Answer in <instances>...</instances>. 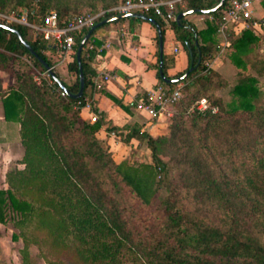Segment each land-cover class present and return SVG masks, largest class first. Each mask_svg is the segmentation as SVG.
I'll return each mask as SVG.
<instances>
[{
	"label": "trees",
	"instance_id": "1",
	"mask_svg": "<svg viewBox=\"0 0 264 264\" xmlns=\"http://www.w3.org/2000/svg\"><path fill=\"white\" fill-rule=\"evenodd\" d=\"M219 2L185 0L177 6V13L195 9L210 17L203 29L185 17L181 23H172L174 35L190 62L168 76L164 56L165 74L179 77L192 63L195 66L177 83H167L159 73L155 24L140 17L114 21H148L155 28L156 76L171 88L186 83L182 90L187 96L176 102L182 113L186 103L202 97L211 103L191 119L192 127L199 131L197 141L194 134L190 137L194 143L189 147L197 156L195 160L200 161L186 167L192 183L181 184L173 174L174 162L160 155L158 144L164 135L153 136L134 124L122 130L107 129L114 130L124 141H145L151 150V161L117 162L110 146L97 136L102 125L99 112L95 110L97 121L85 120L75 106L79 99L63 95L64 90L52 77L51 83L37 84L35 68L46 71L45 66L15 33L0 27V70L12 71L16 78L15 85L3 94V112L7 120L20 121L24 145V167L10 168L7 186L0 187V222L12 221L13 238L22 239L21 264H31V247L43 244L60 254L57 260H48L56 264H264V94L259 79L248 73L250 55L264 38V18L260 19V35L251 29L228 34V55L239 78L230 89L231 99L224 102L215 91L227 82L207 65L220 41L217 18L225 6L207 10ZM79 3L0 0V10L26 8L31 21L41 20L55 10L61 19H66ZM145 14L161 24L165 39L163 20L152 12ZM106 17L109 15L99 21ZM13 26L54 68L69 90L78 92L76 51L88 29L74 33L75 53L69 55L64 74L51 58L53 54L62 56L57 46L29 38L26 25ZM96 32L82 51L86 81L83 96L92 83L90 60L94 52L87 53L88 44L96 42ZM26 56L31 58V66L24 60ZM17 65L20 70H16ZM201 80L204 84L199 87ZM115 101L125 107L119 99ZM213 108L218 111L213 112ZM192 186L205 196V209L190 204L188 193ZM161 189L167 193L157 203ZM238 200L249 204L256 216L255 224L241 213Z\"/></svg>",
	"mask_w": 264,
	"mask_h": 264
},
{
	"label": "crops",
	"instance_id": "2",
	"mask_svg": "<svg viewBox=\"0 0 264 264\" xmlns=\"http://www.w3.org/2000/svg\"><path fill=\"white\" fill-rule=\"evenodd\" d=\"M254 8L255 17L259 20L264 18L262 0H255ZM185 18L198 29H203L206 28L207 20L210 17L205 13L195 12L185 16ZM155 34V28L148 21L133 22L125 20L117 23L111 22L99 27L95 35L96 42L90 43L95 46L92 50L94 56L90 60L93 75L101 69H107L111 71L112 79L99 91H93L91 84L87 87L86 95H92L94 107L93 109H82L81 116L83 119L90 121L93 111L97 110L99 112L102 125L97 132V136L110 146L113 157L117 162L126 159L130 150L145 148V151H150V148L145 141L137 138L124 141L114 130H108V127H117L122 130L126 125L134 124L141 131L153 136L164 133L162 131L160 133L159 128L163 126L160 122L162 117L160 120L152 121L145 111L138 109L136 106L137 101L142 96L147 95L150 90L155 89L161 83L156 76L158 56ZM105 41H109L111 45L108 50L100 51L99 48ZM176 46H178L177 52L175 51ZM69 55L71 54L62 55V59L59 61L62 65L58 67L64 74L67 73L65 66ZM52 56L54 57L55 54ZM164 56H166L168 76H173L178 71L186 68L190 62L188 53L180 47L172 27H166ZM211 65L214 69H220L221 72L225 62L221 56H215ZM15 83L14 72L0 70V169L4 173L3 180L1 179L4 182H6V174L10 168L24 167L22 162L24 145L21 139L20 121L16 119L7 120L4 116L2 104L3 94L8 92ZM115 98L119 99L125 107L119 105ZM11 165L16 166L11 167ZM2 227H5V224L0 222V233ZM12 238L13 233L11 234Z\"/></svg>",
	"mask_w": 264,
	"mask_h": 264
},
{
	"label": "built area",
	"instance_id": "3",
	"mask_svg": "<svg viewBox=\"0 0 264 264\" xmlns=\"http://www.w3.org/2000/svg\"><path fill=\"white\" fill-rule=\"evenodd\" d=\"M255 0H226L224 10L217 18L218 22V36L220 41L217 45L218 49L212 58L207 61V65L212 67V59L215 56H221L226 47L231 44L228 34L230 31L234 33L242 32L245 29H251L256 34L260 32V20L255 17ZM185 0H125L116 5L108 8L100 9L98 11L89 10L84 13L70 14L66 19H61L55 10L48 12L38 22L29 19V13L26 8L0 10V22L11 24L20 23L26 25L33 32L35 39L39 38L48 43H52L62 51V55L75 53L74 48V33L82 29H89L99 21L101 17L115 16L119 14L131 12H152L158 15L166 27H171L174 21H177V6L184 4ZM110 42L105 41L99 48L100 51L108 50ZM95 46L88 44V53L94 50ZM178 51V46L175 47ZM31 61V58L28 57ZM213 68V67H212ZM49 74L46 70L42 74ZM39 76L34 75V80ZM112 79L111 71L101 69L92 77L93 91L102 90L107 83ZM39 83L41 80H37ZM183 83H179L171 88L167 84L160 83L155 89L150 90L147 95L142 96L136 103L138 109L145 111L151 120H160L165 114H171L172 106L181 98V91ZM64 95L65 92L62 91ZM76 102L75 106L79 109L91 108L93 109V97L90 94L84 95ZM198 109L201 111L209 107L206 98L201 99ZM212 111H216L213 108ZM98 120V114L93 111L90 121L95 122Z\"/></svg>",
	"mask_w": 264,
	"mask_h": 264
},
{
	"label": "rangeland",
	"instance_id": "4",
	"mask_svg": "<svg viewBox=\"0 0 264 264\" xmlns=\"http://www.w3.org/2000/svg\"><path fill=\"white\" fill-rule=\"evenodd\" d=\"M72 3H79L78 0H70ZM83 2L92 3V4H85L80 5L77 9H71L69 11L70 14H77V13H84L89 10L92 11H98L100 9L108 8L107 5L113 6V4L116 5V3H120L123 0H82ZM82 2V3H83ZM11 5L10 7H12ZM110 7V6H109ZM21 8V7H19ZM12 8H8L7 10H10ZM39 20H35V22H38ZM28 37L31 39H35V36L31 29L28 28ZM220 39V37H218ZM264 38H260L259 46H257V49L254 53L250 55V62H249V68L248 73H251L255 75L258 79V85L261 88L263 94H264V45L262 41ZM218 49V47H217ZM229 51L230 47H226L224 50V53H222L221 58L224 59L225 65L223 66V70L221 69H214L216 71L217 75H220L227 84L218 90L215 91V94L217 96L222 97L224 102H228L231 99L230 89L231 87L237 82L239 78L238 70L232 63V61L229 58ZM53 60H55L57 66L62 65L60 63L61 56L58 54H55V56L51 57ZM24 60L30 64L31 61L28 60V56L24 57ZM21 66L17 65L16 70H20ZM35 76H39L37 80H41L40 83L35 80L37 84H41L43 81L46 83H51L52 78L51 76L45 74H42V70L35 68ZM15 76V74H14ZM204 80H201L197 84V86L201 87L203 86ZM219 84L218 82H215V84ZM186 86V83H183V88ZM181 97H186L187 92L184 91V89L181 91ZM203 98L202 97L198 100H195L191 104H185V111L182 113L177 105L174 104L172 106L171 114H165L162 117L163 126H160V133L161 131L164 132L161 135H164L163 139L158 144L159 153L165 160H172L174 162V170L173 174L174 176L178 177V181L183 184L184 182L188 183L190 182V176H188V172H186V167L190 165H198L200 161L195 160L197 156L194 157V154L192 153V149L189 147L191 142L189 139L190 137H193L196 139V132L199 130H196L192 127L191 119L196 113L201 111L198 109L199 101ZM208 101V104L210 105V101L208 98H206ZM218 111V108H216V111ZM214 112V111H213ZM183 121V123H181ZM196 144V142H195ZM145 148H139V149H133L130 150L127 156V160L130 162H136V161H151V150L145 151ZM115 152V151H113ZM150 152V153H149ZM200 159V158H198ZM15 164V163H12ZM16 165H11V167ZM14 168V167H13ZM3 171L0 169V180H3ZM0 181V185L7 186V183L4 181ZM3 183V184H2ZM192 183V182H190ZM188 191V189H187ZM166 190L161 189L158 197L157 203H159L160 199L166 195ZM189 194V202L196 208H203L205 209L204 200L205 196L203 195L202 191L196 192L195 188L192 186L191 191ZM240 203V210L241 213L248 219V221L251 224L256 223V216L253 215L250 206L247 202L238 200ZM255 220V221H254ZM5 227H2V232L0 233V262L2 264H21L22 263V254L21 249L23 247V241L21 238L11 239V234L14 232L13 228V222L9 221L8 223H4ZM61 258L60 254L57 251H53L48 245H33L31 247V254H30V263L31 264H56L52 261L48 260H57Z\"/></svg>",
	"mask_w": 264,
	"mask_h": 264
},
{
	"label": "water",
	"instance_id": "5",
	"mask_svg": "<svg viewBox=\"0 0 264 264\" xmlns=\"http://www.w3.org/2000/svg\"><path fill=\"white\" fill-rule=\"evenodd\" d=\"M225 2H226V0H220V2L215 7H213L211 10H207V12L216 11V10L220 9L225 4ZM195 12H197V11L195 9H192V10H186V11H182V12L178 13L177 22L181 23V20L185 16H187L191 13H195ZM129 17H140V18H143V19L148 20L149 22L155 24L157 31H158V37H159V59H160L159 73H160L163 80H165L167 83H177V82L181 81L182 79H184L191 71H193L195 66L192 63L191 66L189 67V69L184 74H182L181 76L174 77V78L168 77L164 72V37H163V29H162L161 24L156 19H154L153 17L148 16L147 14L142 13V12H131V13L119 14V15H115V16H109V17L103 18L102 20L98 21L97 23H95L93 26H91L88 29L86 34L81 39V41L78 45L77 51H76V58H77V61L79 63V71H80V88H79L78 92L73 93L69 90V88L63 82V80L57 76L54 68L43 57H41L37 53L35 48L23 36V34L19 31V29L17 27H15L11 24H6V23H2V22H0V27H3L5 29L15 33L19 37V39L22 41V43L27 47V49L34 56L39 58V60L43 63V65L45 66L46 70L49 72L51 77L56 82H58V84L65 91V93L67 95H69L70 97L78 99V98H81L83 96L84 90H85V85H86L85 74H84V70H83V62H82V51H83L84 46L87 44L88 40L90 39V37L92 36L94 31L97 30L99 27H101L105 24L114 22V21H118L120 19L129 18Z\"/></svg>",
	"mask_w": 264,
	"mask_h": 264
}]
</instances>
